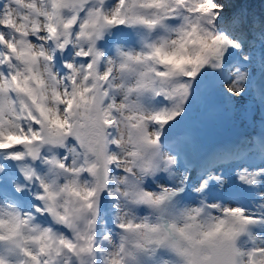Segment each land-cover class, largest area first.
Returning <instances> with one entry per match:
<instances>
[{"label":"snow or ice","instance_id":"6c2138e0","mask_svg":"<svg viewBox=\"0 0 264 264\" xmlns=\"http://www.w3.org/2000/svg\"><path fill=\"white\" fill-rule=\"evenodd\" d=\"M259 7L0 0V264H264ZM209 100L258 129L202 150Z\"/></svg>","mask_w":264,"mask_h":264},{"label":"rangeland","instance_id":"374dc122","mask_svg":"<svg viewBox=\"0 0 264 264\" xmlns=\"http://www.w3.org/2000/svg\"><path fill=\"white\" fill-rule=\"evenodd\" d=\"M205 103L213 107L214 100H209ZM201 107L202 104L198 105L196 108L193 109L191 116L189 117L187 122L191 132L195 135H214V137L212 138L208 137V140L195 141L201 149L208 146L211 142L217 141L218 138L222 137L224 131L230 126H233L235 128L234 130L237 131H244L248 129L250 132L254 131V129H258V123L253 126H249L250 122L249 124H242L239 120L235 119L230 113L226 112L224 109L217 111V114L207 113V116L202 117V115H200L203 111ZM256 115L258 120V109L256 111ZM215 131H217L219 134H214Z\"/></svg>","mask_w":264,"mask_h":264},{"label":"trees","instance_id":"16d2710c","mask_svg":"<svg viewBox=\"0 0 264 264\" xmlns=\"http://www.w3.org/2000/svg\"><path fill=\"white\" fill-rule=\"evenodd\" d=\"M250 2L253 4V10L254 11H257V12H259V10H260V7H259V5H260V0H250ZM204 110V109H203ZM230 129V128H229ZM215 133H218L217 131H215L214 132V134ZM222 133V132H221ZM219 134V133H218ZM208 137H214V135H209V136H204L203 135V137H201V141L202 140H208ZM192 138L195 140L196 138H198V136H196V135H192Z\"/></svg>","mask_w":264,"mask_h":264}]
</instances>
